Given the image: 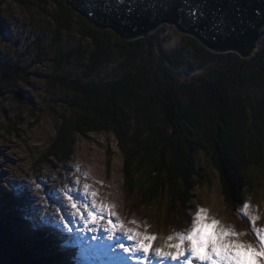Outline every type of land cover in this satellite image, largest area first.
Wrapping results in <instances>:
<instances>
[{
    "label": "trees",
    "instance_id": "obj_1",
    "mask_svg": "<svg viewBox=\"0 0 264 264\" xmlns=\"http://www.w3.org/2000/svg\"><path fill=\"white\" fill-rule=\"evenodd\" d=\"M14 2L37 17L23 21L21 34L0 48V101L10 89L14 101L25 103L16 95H26L19 86L40 73L56 122L47 159L67 161L77 136L112 135L122 156L127 207L182 225L196 177L203 176V155L228 210L243 205L254 187L250 172L264 168V32L254 53L243 58L212 52L165 27L124 40L90 25L65 0ZM10 21L0 9V40L10 34ZM169 41L191 49L189 56H166ZM6 220L0 264H43L36 242L21 232L15 243L7 227L17 226L7 214Z\"/></svg>",
    "mask_w": 264,
    "mask_h": 264
},
{
    "label": "rangeland",
    "instance_id": "obj_2",
    "mask_svg": "<svg viewBox=\"0 0 264 264\" xmlns=\"http://www.w3.org/2000/svg\"><path fill=\"white\" fill-rule=\"evenodd\" d=\"M0 9L2 13H5L6 16L11 19L9 24L11 35L6 32V38L2 40L5 43L14 40L12 36L21 34L23 21L27 22L28 18L32 16L37 17V12L21 10L16 6L14 0H0ZM162 27L171 29L172 32L177 31L172 25L163 24L158 29ZM23 46L24 44H20L19 48ZM39 72L41 71L39 70L38 73ZM19 88H22L26 92V95H23L21 98V100H25V103L20 104L14 101L13 92L10 89L7 90L6 95L0 101V184L2 183L4 185V189H7L8 186L5 180L13 175H16V177L20 178L23 182V178L18 175L21 172H28V175L33 176L32 181L36 188L46 187V190L50 189L51 185L48 184L51 182L53 184L52 190L54 191L55 184L62 181L61 185L66 188V193H63L60 185L56 190V194L50 195L48 199L42 192L43 189L35 192L36 201H34V203L44 201L52 204L54 209L53 213H51L52 215L46 214V217L50 219V221L57 218L50 216L58 215L60 212H64L68 216L79 214V211L73 209V202L76 196L83 198L81 205V209L83 210L86 209L88 202H94L99 207L107 208H109L111 202H114L118 210L116 212L110 210V213L114 217L113 221L117 225H122V227L119 228L133 229L141 235H152L156 239L151 243H155L156 245L168 242L166 234L174 227L169 226L166 228V221H164L162 230L156 231L155 227L152 228V230L148 229L146 226L139 225L136 222L133 216L137 217V215L131 212V208L127 207L122 193V156L118 152L116 141L113 136L106 134L77 136L75 147L73 148L75 154L68 162H60L58 164V161L54 159H47V157L44 156L45 151H47L49 141L55 134L56 125L54 121L55 115L51 112V93L46 89L44 79L40 73L32 76L27 85H21ZM109 151L111 154H108ZM109 156H112V159H110ZM38 159H42V161L48 165H37L36 161ZM205 161V157L201 155V165L203 168L201 173L203 176L196 177L197 185L192 191L193 200L189 203L188 210H190L191 214L195 213L196 217L200 210L203 209L206 222H211V220L215 219L219 222L220 227L231 228L234 232L243 233V235L236 237L238 242L251 244L256 247L258 243L252 236L255 232L252 234L250 230L253 229L255 231L257 226L264 227V212L262 211V207L264 206V168L259 167L250 172V176L253 178L254 183L253 190L255 193H259V198L255 197V193L246 192L245 205H247V207L244 208L250 209L246 210V213L252 220L250 223V230H248V234L245 235V229L237 225V222L241 224L244 223V221L241 220L243 219L242 215L239 214L238 216V213L241 212L240 208L235 205L228 210V207L225 206L226 201L222 195L218 175L215 171L206 167ZM246 180L247 178L243 177V181L245 182ZM8 182L11 186L10 181ZM22 182H18L17 184L22 185ZM86 185L87 188L85 187ZM47 192H49V190H47ZM2 193L5 194L4 192ZM93 193H95V195H93ZM250 195H253L254 200L252 202H254V204L262 206H259L255 213L251 211L254 204L252 205L250 202ZM130 196L132 197V194ZM31 199L34 200V196H31ZM24 200L23 198L22 201L24 204H30L29 198H26V202H24ZM0 202L2 203L0 204V210L2 211V205H5V203L4 200L3 202L0 200ZM191 206H193V208H190ZM18 210L20 213H25L26 207L18 206ZM151 211L152 210H147L149 216H139L146 217L149 222L154 223L162 214L155 213L154 211L151 213ZM223 211H226V213ZM231 213L234 214L237 222L234 221ZM124 214L130 217H126ZM31 215L33 218L31 222H34L38 213ZM186 216L187 214L185 217ZM21 220L22 218L20 221ZM100 221L102 220H98L97 222ZM107 221L112 223L110 219H107ZM66 222L69 223V220L63 221L64 224H66ZM5 223H7L6 216H0V228L5 227ZM17 224L22 226L19 222H17ZM50 225L52 226V224ZM50 225L48 226L50 227ZM161 225L162 223L158 222L156 226ZM35 231H38V224L36 225ZM7 232H11L14 241L15 234L18 235L17 229L10 224L9 228L7 227ZM46 233V239H51L49 229L46 230ZM2 234L4 233H0V235ZM40 234L43 235V231H41ZM29 236L33 238L32 240L36 239L33 234ZM65 238L72 237L66 236ZM75 240L76 238H72L71 241L69 240V243L72 244ZM41 248L44 254V249L43 247ZM71 252H73V250ZM47 257L48 260L51 261L50 264H53L54 260H50L49 256ZM66 258L70 261L69 264H71L75 256ZM45 263L47 262H43V264ZM74 264L77 263L74 261Z\"/></svg>",
    "mask_w": 264,
    "mask_h": 264
},
{
    "label": "water",
    "instance_id": "obj_3",
    "mask_svg": "<svg viewBox=\"0 0 264 264\" xmlns=\"http://www.w3.org/2000/svg\"><path fill=\"white\" fill-rule=\"evenodd\" d=\"M73 11L85 19L90 25L101 29L111 30L124 40H135L146 37L163 24L172 25L180 34L194 37L203 47L212 52H234L243 58L251 56L263 36L264 29V0H156L165 7L150 8L149 0H111L110 10L103 12L99 8L92 9L94 15H88L82 7L86 0H65ZM133 8L131 16L127 9ZM200 9L207 15L197 22L188 15V9ZM224 14L231 24H235L237 32L225 37L212 40L211 33L205 35V25L210 14ZM243 24L237 22V18ZM128 20L130 23H122ZM242 29V31H241ZM17 97L22 98L18 92Z\"/></svg>",
    "mask_w": 264,
    "mask_h": 264
},
{
    "label": "snow or ice",
    "instance_id": "obj_4",
    "mask_svg": "<svg viewBox=\"0 0 264 264\" xmlns=\"http://www.w3.org/2000/svg\"><path fill=\"white\" fill-rule=\"evenodd\" d=\"M110 2L111 0H86L82 7L87 11L88 15H94L92 9L95 8L108 12L110 10ZM118 2L122 4L124 0H118ZM162 7H165L163 3L149 0V6L145 10ZM132 11V7L127 9L129 16H131ZM188 15L199 22L207 14L200 9L189 8ZM237 22L243 24V20L239 16ZM122 23H130V21L125 20ZM236 32V25L229 23L224 14L218 15L216 12L210 14V19L205 25V35L207 37V34L211 33L210 38L212 40L225 38ZM159 34L162 37L167 35L164 31ZM169 44L172 45L171 51H169L168 44L163 45L166 56L185 59L191 52V49L177 47L175 41H169ZM181 45H183V41H181ZM3 47H6V44L0 40V48ZM201 51L206 50L201 48ZM182 68L183 65H180L179 70L182 71ZM85 187L87 188V185ZM73 207L75 206L73 205ZM89 220L95 222L94 217L91 215ZM114 227H122V225ZM124 231L128 235L129 240H135V245L132 249L121 245L122 250L125 253L140 252L145 258H149L151 242L156 238L152 235H141L133 229H124ZM241 235L243 233L234 232L231 228L220 227L219 222L215 219L211 220L210 223L206 222L204 210L201 209L196 215L192 228L187 235L177 234L175 237L177 242L167 244L169 251L166 252L163 248H156L152 255L158 259L168 260L170 264H181V262L182 264H193L194 261L199 262V264H264V237H260L258 245L254 247L251 244L238 242L236 237ZM173 239L172 236L168 237L169 241H173Z\"/></svg>",
    "mask_w": 264,
    "mask_h": 264
},
{
    "label": "bare ground",
    "instance_id": "obj_5",
    "mask_svg": "<svg viewBox=\"0 0 264 264\" xmlns=\"http://www.w3.org/2000/svg\"><path fill=\"white\" fill-rule=\"evenodd\" d=\"M155 31L151 32V33H154ZM149 33V35L151 34ZM148 35V36H149ZM220 53H228V52H220ZM2 195H4L2 193ZM23 199V198H21ZM26 200V197L24 198ZM30 199V198H29ZM24 200V202H26ZM1 203V202H0ZM30 203H31V199H30ZM26 205V203H25ZM4 208H5V205L3 207V210L2 212L4 211ZM192 208V207H190ZM192 210V209H191ZM190 212V210H189ZM225 212V211H223ZM3 216H6V214H4ZM27 219L31 222V220L33 219L32 218V215L29 213L27 216ZM51 217V216H50ZM186 217H188L189 221H190V224H186L185 227H184V230L186 231V235L187 233L191 230V223H192V219L190 217V215H187ZM22 220L23 217H22ZM111 221V220H110ZM195 220H193L194 222ZM57 221L54 219L53 221H50V219H48L46 217V213H38V215L35 217L34 219V222H31L32 223V229L33 230H36V225L38 224V231L37 233L44 239H46V236H47V233H46V230L49 229V233L51 235V238H52V228L53 226H56V223ZM102 223V221L100 222H96L95 224H93V228H92V225H91V230L92 232H95L98 230V227L99 225ZM12 225H14L13 223H11ZM52 224V226L50 225ZM18 225V224H17ZM16 225V226H17ZM50 225V227L48 226ZM19 226V225H18ZM17 227H15L17 229V233L20 234L21 232L23 233V236L28 239V240H31L30 236H29V233H28V229L26 226L22 225V226H19L21 229H19ZM48 226V227H47ZM46 227V228H45ZM260 227H256L257 231H260L259 229ZM43 231V235L40 234V232ZM260 233V232H259ZM67 237H72V238H76L78 243L80 244V246L83 248L84 252H87V255H85L84 253H82L81 255H75V258L74 260L71 262V264H74V261L77 263V264H88L87 262L88 261H93L95 262L96 264H106L105 262V258L103 257H100L99 255L96 254V249L93 248L90 244V241H84L80 236H77V235H68L66 234ZM63 240V239H62ZM33 241V240H31ZM33 243V242H32ZM35 245V243H33ZM104 247V246H102ZM105 248V247H104ZM106 249V248H105ZM76 249H73V252H75ZM46 253V254H45ZM50 253H52V250L50 248H45V252H44V258H43V262H46V256H49L51 260H54V263L53 264H61V263H64V264H69L70 261L65 257V258H62L61 256H58V254L56 255V257H52V255H50ZM61 255V254H60ZM105 257L106 258H109V259H112L113 261V264H116L115 263V257L110 255L109 253H105ZM48 263H50L51 261H47ZM198 263V262H197Z\"/></svg>",
    "mask_w": 264,
    "mask_h": 264
}]
</instances>
